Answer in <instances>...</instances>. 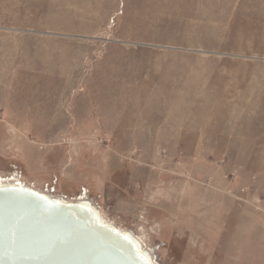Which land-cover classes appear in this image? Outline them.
<instances>
[{
    "label": "rangeland",
    "instance_id": "1",
    "mask_svg": "<svg viewBox=\"0 0 264 264\" xmlns=\"http://www.w3.org/2000/svg\"><path fill=\"white\" fill-rule=\"evenodd\" d=\"M10 178L161 264H264V0H0Z\"/></svg>",
    "mask_w": 264,
    "mask_h": 264
},
{
    "label": "water",
    "instance_id": "2",
    "mask_svg": "<svg viewBox=\"0 0 264 264\" xmlns=\"http://www.w3.org/2000/svg\"><path fill=\"white\" fill-rule=\"evenodd\" d=\"M156 253L90 194L0 179V264H161Z\"/></svg>",
    "mask_w": 264,
    "mask_h": 264
}]
</instances>
